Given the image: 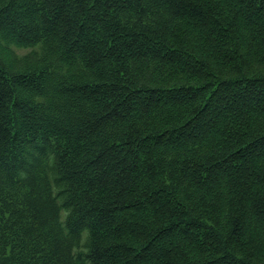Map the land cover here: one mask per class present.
<instances>
[{
	"label": "trees",
	"instance_id": "trees-1",
	"mask_svg": "<svg viewBox=\"0 0 264 264\" xmlns=\"http://www.w3.org/2000/svg\"><path fill=\"white\" fill-rule=\"evenodd\" d=\"M0 264H264V0H0Z\"/></svg>",
	"mask_w": 264,
	"mask_h": 264
}]
</instances>
